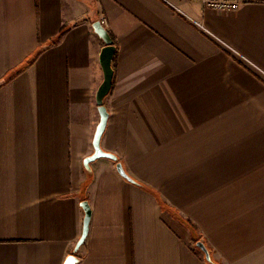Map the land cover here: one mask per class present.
Here are the masks:
<instances>
[{"label": "crops", "instance_id": "obj_1", "mask_svg": "<svg viewBox=\"0 0 264 264\" xmlns=\"http://www.w3.org/2000/svg\"><path fill=\"white\" fill-rule=\"evenodd\" d=\"M104 18L102 147L138 183L84 164ZM84 200L77 264H264V0H0V264H64Z\"/></svg>", "mask_w": 264, "mask_h": 264}, {"label": "water", "instance_id": "obj_2", "mask_svg": "<svg viewBox=\"0 0 264 264\" xmlns=\"http://www.w3.org/2000/svg\"><path fill=\"white\" fill-rule=\"evenodd\" d=\"M94 29L96 33L104 40L105 46L103 47L101 54H100V63L104 72V80L101 83L98 92H97V103L99 106V113H100V122L97 126L95 137H94V152L90 156L86 157L84 160V164L87 169H91V164L95 162L98 159L101 158H108L113 161L117 162V168L118 171L128 180L133 181L131 176L126 172L124 165L122 162L119 161L118 156L114 153L108 152L103 149L102 147V137L106 131L110 113L105 105V99L111 92L113 81H114V57L116 53V45L114 44V40L112 38L111 33L105 27L101 21H97L94 23ZM82 207L85 211V218H84V229L83 233L79 239V241L76 244V247L72 254H70L64 264H77L80 261L79 256L77 253L81 249V247L84 245L88 238L89 230H90V222L92 218V208L88 200H84L81 203ZM198 247L201 248L206 258L211 261V254L207 246L204 244V242L199 241L197 243Z\"/></svg>", "mask_w": 264, "mask_h": 264}, {"label": "built area", "instance_id": "obj_3", "mask_svg": "<svg viewBox=\"0 0 264 264\" xmlns=\"http://www.w3.org/2000/svg\"><path fill=\"white\" fill-rule=\"evenodd\" d=\"M206 8L221 12H235L238 11L243 5L259 3L263 0H201ZM102 24L106 25L107 20L102 19Z\"/></svg>", "mask_w": 264, "mask_h": 264}, {"label": "trees", "instance_id": "obj_4", "mask_svg": "<svg viewBox=\"0 0 264 264\" xmlns=\"http://www.w3.org/2000/svg\"><path fill=\"white\" fill-rule=\"evenodd\" d=\"M65 31V28H64V30H62V33L61 34H63V32ZM112 35V34H111ZM112 38H113V40H114V44L116 45L117 44V40L115 39V37L112 35ZM116 59H117V53H115V57H114V61H113V65H114V63L116 62ZM114 82V81H113ZM135 180H133V182H134ZM136 182V181H135ZM136 183H138V182H136Z\"/></svg>", "mask_w": 264, "mask_h": 264}]
</instances>
